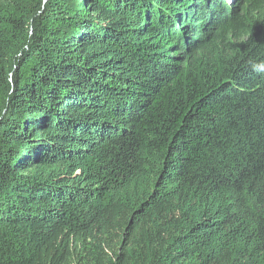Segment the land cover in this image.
I'll list each match as a JSON object with an SVG mask.
<instances>
[{
    "label": "trees",
    "instance_id": "1",
    "mask_svg": "<svg viewBox=\"0 0 264 264\" xmlns=\"http://www.w3.org/2000/svg\"><path fill=\"white\" fill-rule=\"evenodd\" d=\"M0 264H264V0H0Z\"/></svg>",
    "mask_w": 264,
    "mask_h": 264
}]
</instances>
